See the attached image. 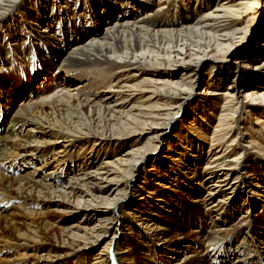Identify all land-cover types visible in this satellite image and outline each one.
Here are the masks:
<instances>
[{"label": "bare ground", "instance_id": "bare-ground-1", "mask_svg": "<svg viewBox=\"0 0 264 264\" xmlns=\"http://www.w3.org/2000/svg\"><path fill=\"white\" fill-rule=\"evenodd\" d=\"M259 16L264 18V0H156V4L154 0H0V126L5 119L11 126L2 136L0 129V200L4 202L0 215L12 202L23 211L49 208L47 197L62 199L59 207L71 217L81 213L82 219L92 222L89 229H75L81 234L62 229L53 238L54 245H49L47 257L43 255L48 264L61 257L72 258L69 264H85L93 245L108 234L109 240L92 254L91 264H140L135 247L120 248L121 230L137 241L133 218H138L144 226L141 238L163 243L161 249L155 243L151 248L140 244L143 255L149 253L145 264H159V252L165 262L176 259L171 249L182 233L168 234L171 230L153 223V207L164 213L168 211L164 208L180 212L183 219L188 207L175 206L177 200L168 206V196L161 193L155 200L151 197L158 187L165 188L161 182H179L185 194L177 197L187 195L202 206L198 216L209 226L201 236L202 251L207 250L204 257L184 264H224L230 256L228 264H264V252L259 251L264 227L249 220L250 210L259 204L257 198L264 197V167L245 157L248 146L239 145L248 137V145L256 146L253 133L264 134V23L258 26L257 44L242 57L248 63L260 59V64L247 73V66L233 58L238 47L248 44L251 23ZM207 61L216 73L208 74L214 83L206 84L201 94L205 106L192 92ZM230 72L233 80L218 92ZM161 100L167 103L165 110H159ZM159 111H165L163 118ZM243 111L252 120L250 125L239 126ZM209 115L215 123L207 133ZM180 117L186 126L177 133L183 136H172L169 144L174 145H168L165 162L157 159L156 169L147 173L150 180L160 174L163 179L152 180L150 191L140 187L142 204L130 205L122 218L130 181L158 156L160 141ZM143 136L145 141L137 145ZM84 139L96 140L87 147ZM69 143L89 151L69 154ZM122 147L120 155H113ZM107 149L113 152L111 157L99 160L98 152L105 155ZM33 164L38 168L27 179L4 177L7 172L14 177L23 165ZM67 172V181L61 180ZM197 187L204 189V195L189 196L196 194ZM43 190L47 196L40 197ZM155 201L165 202L166 207ZM244 206L237 221L223 228L234 210ZM11 217L0 216L4 224L0 264H29L26 254L32 248L21 240L28 235L13 228L25 218ZM235 240H240L238 250L231 246ZM212 251L222 256L213 254L211 260Z\"/></svg>", "mask_w": 264, "mask_h": 264}, {"label": "rangeland", "instance_id": "rangeland-1", "mask_svg": "<svg viewBox=\"0 0 264 264\" xmlns=\"http://www.w3.org/2000/svg\"><path fill=\"white\" fill-rule=\"evenodd\" d=\"M154 3L156 4V0H154ZM263 21H264V18H262V16H259L255 20L252 21L251 24H253V26L251 27V31L249 33L248 44L246 43L247 45L238 47L233 53V58L241 60L242 64L247 66V68H246L247 73H250L251 71H253L252 68H254L256 65L260 64V59H258V61L248 63L242 57L245 56V54H247L249 48H253L257 44V41L259 38V37L257 38L258 33H259L258 31H260L259 25L264 23ZM255 26L256 27L259 26V27L255 31L256 33H253ZM37 31H38V29H37ZM236 57H240V58H236ZM199 72H200L199 78H198L199 84L192 93H193V96L195 97V99H197V100L199 99L198 102H200V104L206 106L208 104L207 102H204V101L201 102L203 100V99H201V97H202L201 94L203 92V89L206 87L205 86L206 84L210 85V83H214L211 81L209 82L208 74L210 72H213L212 75H214L216 73V70H215V68H213V63L210 61H207V63L205 62V64L202 65ZM232 72L229 73V79L223 83V86L218 88V90H217L218 92L225 90L227 84L230 83L231 80H233L234 73H232ZM204 80L207 83H204ZM75 83H78V81ZM19 98L20 97L13 100L14 105L16 104V101L19 100ZM158 105L160 106L159 110H161V109L165 110L167 103L165 102V100H163V101L161 100L158 102ZM185 110H186V112L190 111V109H188V107H186ZM159 112L160 113H158V114L161 115L160 117L163 118V114L165 113V111H159ZM212 112H213V114H216V111H212ZM209 117L211 118V121L208 124H205V125H207V127H206L207 133L211 132L213 124L215 123V118L213 117V115H211V116L209 115ZM242 117H243V122L241 124H239V126L244 125L245 123L247 125H250V121L252 123V120L250 119V117L248 118V114L246 113V111L242 112ZM183 119L184 118L180 117L175 122L173 121L174 124H171V125H175V126L173 128H171L169 133L165 137H163L162 140L160 141L161 144H160V148H159L158 153H157L158 156H156V158H153L151 161H149V163L142 166L143 171L141 170V171L135 173L133 180L130 181L131 182L130 187L127 190V195L125 198L126 200L124 202L125 205L127 204V206H125L120 211V213H122V218L126 217V216H124V213L126 212V210L131 208L130 205L133 206L135 204L136 206L137 205L139 206L142 204V201L140 200L141 197H138V195L140 194V191L142 193L143 192L142 190H144V188H146L145 189L146 191H150L151 189L149 190V188H150L149 186H152V184L155 182L152 180L163 179L162 174H160L158 179L151 177L152 180H150L149 177L147 176V173L152 172L156 169V167H154V166H155V162L157 159L160 158L161 160H163L165 162V160L167 158L165 157L166 154H164V153L168 152V150H167L168 145H169V148H172L173 147L172 145H174L171 143L169 144V140L172 139V136H174L175 134H180L177 132L181 128V125L186 126V124L183 123ZM7 120L8 119L3 120L2 127L0 126L1 136H2V132L5 135L6 128L8 131L11 127L9 125L7 126V124H8ZM242 127L244 128V126H241V128L239 129L240 133H243ZM254 130L256 131V128ZM16 132L20 133V132H22V130L17 129ZM180 135H182V134H180ZM146 137L147 136H143L137 142V145H141L145 141ZM253 139L255 141L256 146L248 145V141H249L248 137L243 138L242 141L239 140L240 141L239 145L240 146H243V145L248 146V152H247L245 157L257 159L258 161L261 162L260 165L264 167V134L261 132H259V134L254 132L253 133ZM84 140H87V139H84ZM94 140H96V139H93V140L88 139L87 140V147L88 146L91 147L92 142ZM37 141L41 142L40 139ZM121 141H124V140H119L118 142H121ZM66 145H67V147L69 146V148L67 150L71 149V152H69V154L72 153V155L75 154V155L81 156V153H84V151H85V153L87 151H89V149H86V148L85 149L84 148L79 149V147L76 148L75 146H73V148H72L71 143L66 144ZM177 145H179V144H177ZM205 145H206V143H205ZM260 146L262 147L261 150H260ZM203 147H205V146H203ZM56 148L58 149L59 146H57ZM57 149H55V147H53V150H57ZM121 150L123 152L125 150V148L124 147L120 148L119 150L115 151L114 154H113V152L110 153V149H107L106 152H104L105 155H103L102 152L97 151L99 154V160L100 159L107 160L108 158L111 157L112 154L113 155L117 154L116 156H118L122 153ZM52 152H55V151H52ZM93 153H94V151H92V154ZM36 168H38V166H36L34 164L29 165L28 167H25L23 165L22 171H18L17 173H15V175H13L14 177H10L11 175H7L8 172H7V174L4 175V177L5 178H18V177H20V179L21 178L27 179L28 173L31 174L34 171V169H36ZM74 170H77V169L74 168ZM146 170H147V172H146ZM158 170H160L162 172L164 170V167L162 168V167L158 166ZM47 172H48V170H47ZM69 173L70 172H67V174H64L61 177L62 178L61 180L67 181V179L70 176ZM45 174H46V172L44 173V175ZM149 174H152V173H149ZM30 180H32V179H30ZM191 180H193V179H191ZM46 183H48V182H46ZM161 183H163V185H166L165 188L164 187H158V189H160V190L157 191L155 196L153 195L151 197L152 199L155 200L157 195H159V193H161V195L168 196L167 198H165L169 202L168 206L172 205L177 200L175 203L177 205H175V206H181V207L183 206L185 208L188 207V209L185 211V213H184L185 217L183 216L185 219H183V218L179 217L180 212H177V211L168 212L170 209L164 208V210H166V211L168 210L167 212L164 213V211L162 209L155 210L157 207H153L155 209L153 210L152 213H155V215H156L155 217H152L154 219L153 223H156V225L159 228H165V229L171 230V232H169L168 234H173L176 236L177 234L182 233L181 235L176 236L177 243L171 249L172 251H174L176 253V256H175L176 259L174 260V258H173V259L165 262L166 259L164 260V258H163L164 253L159 252L156 255L157 260H159V262H161L159 264H173V262H175L174 264H184L185 261L186 262L190 261V259L192 260L195 258L204 257L207 250H205V252H204V250L202 251V247H204V246L201 245L202 244L201 242H203V240H202L203 238H201V236L207 234V232L209 230V226L206 224L207 222L205 221V219H203V218L200 219L198 216V212L200 213L202 211V206L198 205V203H193L192 202L193 198L188 197V198H190L188 201V198L186 197L187 195H181V199L177 197L178 193L183 192V189L181 190L179 182H171L170 181L171 184H168L167 182H161ZM62 185H63V183L61 184V186ZM140 187L142 190L140 189ZM196 190H197L196 194L192 193L189 196L196 197L197 195H204V193H203L204 189H202V188L200 189V187L199 188L197 187ZM245 190L248 191L249 189L247 188ZM46 194L47 193L44 192V190H43L40 197L47 196ZM182 194H185V192ZM145 196L147 197V195H145ZM44 198L46 199L45 201H47L48 204L50 203L49 208H46L45 206L44 207H34V208L33 207H26V208H24L25 210L23 211L22 206L17 205L16 203L12 202L11 204H8L5 207V212H1V215H0L1 218L4 216H12L11 218H13V216L15 215L13 218L14 221L17 219H20V218H25V220H18L17 223L13 224V228L17 227L16 228L17 232L20 231V233L29 236V237L24 236L22 239L20 238L30 248H32L31 251L27 252V254H26L27 256H29L28 257L29 264H33V263H36V264L46 263V264H48L47 262H45L43 255H45V257H47L46 253H47L49 245L51 243H52L51 244L52 246L54 245V239L53 238H56L57 236L59 237L60 233L62 232V229L70 228V229L77 232L78 230H75L76 228L80 227L79 229H84V227H85V228L89 229L93 225L92 222H88V220L85 221L84 218L82 219L81 218L82 215H80L81 213L79 215L74 216V217H71L68 213H64V210H62V208H60L59 207L60 205L58 204L59 202L63 201L62 199L60 200L59 198H47V197H44ZM258 199H261V200L258 201ZM72 201L73 200L71 199L70 204H71V206L72 205L74 206L75 203H72ZM147 201H149V200H147ZM257 202L259 203L258 206H255V208L253 210H250L253 212V215H252L253 217H251L249 220H255L258 228H262V227H264V214H263V212H261L262 211L261 206H264V197L263 198H257ZM0 203L4 204L2 199L0 200ZM95 203H97V202H95ZM154 203L157 204L160 208L163 206L166 207L165 205H163V204H165V202L159 204L158 201H155ZM230 203H232V201ZM245 207L246 206H244L240 209L234 210L233 216L231 217V219L227 220V224L225 226H223V228H226V227L229 228L231 226V224L235 223L237 221L238 214H240L241 212H244ZM144 208L145 207H143V209ZM103 210L104 211H106V210L101 209V211L103 213H105ZM250 211H249V213H250ZM6 219L8 220V218H6ZM137 219L133 218V229H137L138 233L141 232L139 234L137 233V235H138V237H136L137 241L130 240V238L132 237L131 235L129 237H127L128 236V235H126V233L128 234L127 230H121V234H122L123 239L122 240L120 239V241L122 243V246L120 248L123 249L128 244H129V249L131 247H135L136 249H134V251H135L134 257L137 258V260L140 262V264H145L146 261H148V255L147 254H149V253H144V255H143L144 251L141 250L142 248L140 247V244H144V245L148 244V247L151 248V246L155 243L157 245L156 248L161 249L160 245L163 243L157 242L156 240H152L150 243H148V241H146V239L141 238L142 235H140V234H142V232L144 234V229L142 230V227H144V226L140 225L141 222L137 221ZM2 223H3V221L1 220L0 221V230H1V228L4 227L3 226L4 224H2ZM218 225H219V223H215L214 226H216V227H214V228L218 229V227H217ZM6 228L10 229L9 226H7ZM27 229H34V230L32 232H28ZM126 229H128V227ZM129 231H131V230H129ZM78 233L81 234L82 231H78ZM221 233H222V231H221ZM108 237H110V234H108L107 237L103 238L104 241L98 242V244L93 245V249L91 250L92 251L91 255H90V253L87 255V261L85 262V264H91L92 263L90 260V258H93L92 254L95 253V251L100 250L103 247L104 242L105 241L107 242V240H109ZM28 238H30V239H28ZM239 241L240 240L233 242L231 245L234 248L237 245L236 250H238ZM20 243H22V242H20ZM136 243H138V244H136ZM234 243H236V244H234ZM263 243H264V240H262V242L259 245L260 253L264 252V244ZM56 246H58V245H56ZM55 248H58V247H55ZM34 249H37V250L35 251ZM64 250H66V249H63L62 251H64ZM154 254H156V253H153V255ZM213 254L214 253L212 251L210 254L211 257H209V258H211V260H213V258H212ZM215 255L216 256H220V255L222 256V254H220L219 252L214 254V256ZM40 256L43 258H39ZM51 256H53V254ZM208 256H209V254H208ZM232 258H233V256H230L229 260L225 261L224 264H228V262H231ZM72 260H73L72 258H62L61 257L59 260L55 258V259L48 260V261H50L49 264H59V263L69 264V261H72ZM177 260H178V262H177ZM170 262H172V263H170ZM263 263H264V261H263ZM73 264H75V263H73Z\"/></svg>", "mask_w": 264, "mask_h": 264}]
</instances>
